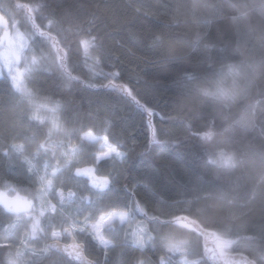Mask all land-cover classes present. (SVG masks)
Returning <instances> with one entry per match:
<instances>
[{
  "label": "snow or ice",
  "instance_id": "1",
  "mask_svg": "<svg viewBox=\"0 0 264 264\" xmlns=\"http://www.w3.org/2000/svg\"><path fill=\"white\" fill-rule=\"evenodd\" d=\"M25 4L29 10L28 30L19 22L15 24V30L8 22L0 25V77L24 102L26 108L22 110L21 118L27 116L29 121L41 125L47 123L48 127L31 155L25 153L22 140L9 141V147L22 154L30 179L21 185L14 178L0 177V214L8 221L0 231V264H43L53 254L59 264H98L90 244L103 254L104 264L116 248L131 251L128 264H169L173 257L178 258L175 264H264V249L257 252L239 247L241 239L254 240L257 237L239 232L234 234L233 217H228V223L216 222L204 218L196 210L195 206L201 201L234 203L226 194L170 201L164 199L147 178L138 179L132 185H120L118 174L111 170L103 174V168L98 165L110 159L126 163L129 152L123 142H111L107 131L100 134L92 127L87 130L69 129L63 101L43 96L30 86V79L38 72L53 71L51 64L44 63L49 53L54 56L55 68L70 83H81L93 91L105 89L115 92L132 99L143 110L147 116L148 138L141 155L150 154L161 143L154 121L157 113L146 103H141L128 83L122 82L121 72L115 65L105 70L102 57L93 51L100 48L101 38L91 29L80 37L78 44L83 60L91 61L88 67L92 70V79L97 82H87L74 75L70 46L61 42L54 31L58 23L54 12L47 14L43 24L35 20V12L45 8L47 0H39L35 5ZM154 5L153 10H148L135 0H129L132 11L145 20L165 18L164 26L154 31L148 42L147 46L153 50L175 48L176 45L169 41V30L183 25L192 26L193 44H201L214 22L225 28L237 29L247 43L248 34L240 32L247 3L242 6L243 11L230 13L227 18L221 15L222 6H214L211 19L206 18L207 14L202 11L206 6L201 4V0H168L167 3L156 0ZM255 9L264 13V2L256 4ZM133 42L138 43L135 37ZM216 47L204 44L209 54ZM219 51L223 53L226 49L221 47ZM236 70L237 66L232 64L221 68L217 73L215 91L210 92L207 88L202 91L226 101H235L236 94L224 88V82ZM255 71L256 67H253V74ZM183 76L187 81V93L192 90V82L197 77L192 72ZM258 108L264 109V97L257 98L225 132L232 134L238 127L245 130L254 127ZM106 123L111 128L112 122ZM209 124L214 125V119ZM211 128L205 126L193 134L207 144L213 138ZM54 134H60L63 139H53ZM4 154L7 155V149ZM42 156L43 163H38ZM208 163L230 170L237 166L238 159L233 151L220 150L209 156ZM65 171H70L77 190L72 187L66 190V180L62 175ZM113 188L120 194L106 201L105 194ZM140 188L150 192L163 210L149 209L145 202L137 200ZM69 203L72 207L66 210ZM149 250L161 254L153 261L146 256Z\"/></svg>",
  "mask_w": 264,
  "mask_h": 264
},
{
  "label": "trees",
  "instance_id": "2",
  "mask_svg": "<svg viewBox=\"0 0 264 264\" xmlns=\"http://www.w3.org/2000/svg\"><path fill=\"white\" fill-rule=\"evenodd\" d=\"M38 2L0 0V12L5 13L11 23L19 22L28 30L29 10L25 3L35 5ZM135 2L153 10L156 0ZM241 3L250 4V0H201V4L206 6L202 11L208 19H211L214 6H222L221 15L226 17L235 13L234 6ZM53 12L58 21L54 31L59 40L71 49L74 75L87 82H97L92 79V70L88 67L91 61L83 60L78 44L80 37L91 29L101 38L100 48L93 51L102 57L105 70L115 65L121 72L122 82L128 83L141 103H146L157 113L154 121L161 143L150 154L141 155L148 138L147 116L143 110L132 99L115 92L105 89L93 91L81 83H70L55 68L54 56L49 53L44 63L51 64L53 71L38 72L30 79V86L43 96L63 101L69 129L87 130L92 127L100 134L107 131L111 142H123L129 152L126 163L110 159L98 165L103 168V174L110 170L118 174L120 185H132L138 179L147 178L156 191L170 201L226 194L234 203L201 201L195 206L196 210L204 218L216 222L228 223V217H233L234 234L239 232L257 237L254 240L241 239L239 247L257 252L264 249V109H257L254 127L237 129L230 134V143L238 159L237 166L230 170L217 168L208 163L214 146L203 143L193 133L205 126L219 128L222 120L209 106L193 102L191 91L185 92L187 81L183 76L186 72L204 69L211 63L210 57L217 55L216 52L209 54L204 48L205 43L220 47L238 42L255 60L264 59V17L252 11L241 25L240 32L248 34L247 43L237 29L225 28L214 22L201 44H193L192 26L183 25L169 30V41L176 45L175 48L153 50L147 46L148 42L152 33L164 26L165 18L145 20L132 11L129 0H47L46 7L35 12V20L43 24L47 14ZM133 37L138 43L133 42ZM2 81L3 77H0V177L14 178L17 183L25 185L30 179L26 164L22 154L9 147V141L22 140L25 153L31 155L44 137L48 124L29 121L27 116L21 118V112L26 108L24 102ZM259 97H264V78L255 81L249 96L238 110H247ZM211 119H214V125L209 124ZM109 120L112 122L111 128L106 123ZM53 138L63 139L60 134H54ZM5 149L7 155L4 154ZM64 178L67 188L77 187L73 178ZM138 191L137 200L145 202L149 209L163 210L150 192L143 188ZM119 194L115 188L110 189L105 194V200H112ZM71 207V203L66 204V210ZM7 222V218L0 214V231ZM90 246L98 264H104L103 254ZM160 254L149 250L146 256L155 261ZM131 256L130 250L116 248L110 252L107 264H128ZM56 261L53 254L43 264H59Z\"/></svg>",
  "mask_w": 264,
  "mask_h": 264
},
{
  "label": "clouds",
  "instance_id": "3",
  "mask_svg": "<svg viewBox=\"0 0 264 264\" xmlns=\"http://www.w3.org/2000/svg\"><path fill=\"white\" fill-rule=\"evenodd\" d=\"M262 2H264V0H250V4L247 3L248 8L244 15V21L252 11L257 12L261 17H264V13L258 12L255 9V5ZM244 4L245 3H241L239 6H234L233 10L236 13L243 11L244 9L242 6ZM221 47L225 48L226 51L221 53L219 51V48ZM211 52L217 53V55L210 57L211 63L202 70L192 71L197 77V79L192 82V100L194 103L201 106H209L222 120L221 127L209 129L213 132V138L211 142H209V144L214 146L213 153L220 150L234 152L229 139L230 134L226 133L225 129L229 128L230 125H233L244 113V111L238 110L239 106L249 96L255 81L264 78V59L259 61L255 60L249 55L247 49L238 42L213 48ZM228 64L237 66L236 73L224 82V88L236 94L237 98L235 101H226L222 98H218V96L206 94L202 91L203 88L209 89L210 92L215 91L214 86L218 79L217 73L221 68H224ZM253 67H256L254 74L252 72ZM237 129L240 128H236L235 132Z\"/></svg>",
  "mask_w": 264,
  "mask_h": 264
},
{
  "label": "rangeland",
  "instance_id": "4",
  "mask_svg": "<svg viewBox=\"0 0 264 264\" xmlns=\"http://www.w3.org/2000/svg\"><path fill=\"white\" fill-rule=\"evenodd\" d=\"M5 22H8V23L10 24V26H12L13 29L15 30V24H16L17 22H13V23H11L10 20H9V18H7V16L5 15V13H4V15H3L2 12H0V25L4 24ZM53 139H55V138H53ZM55 140H57V139H55ZM38 163H43V156L41 157V161H39ZM62 175H63V177H64V176H67L69 179H72L71 174H70V171H65ZM69 179H68V180H69ZM65 188H66V190H67L66 185H65ZM73 190H77V187L75 186ZM67 205H68V204H67ZM177 259H178V258L175 257L174 262H176Z\"/></svg>",
  "mask_w": 264,
  "mask_h": 264
},
{
  "label": "flooded vegetation",
  "instance_id": "5",
  "mask_svg": "<svg viewBox=\"0 0 264 264\" xmlns=\"http://www.w3.org/2000/svg\"><path fill=\"white\" fill-rule=\"evenodd\" d=\"M176 258H177V257H176ZM174 260H175V257H173L171 261L174 262Z\"/></svg>",
  "mask_w": 264,
  "mask_h": 264
},
{
  "label": "water",
  "instance_id": "6",
  "mask_svg": "<svg viewBox=\"0 0 264 264\" xmlns=\"http://www.w3.org/2000/svg\"><path fill=\"white\" fill-rule=\"evenodd\" d=\"M169 264H172V261L171 260L169 261Z\"/></svg>",
  "mask_w": 264,
  "mask_h": 264
}]
</instances>
